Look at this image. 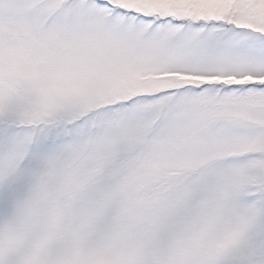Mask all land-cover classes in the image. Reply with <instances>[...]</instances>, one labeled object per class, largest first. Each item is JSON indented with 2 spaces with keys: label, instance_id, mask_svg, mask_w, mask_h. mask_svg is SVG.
<instances>
[{
  "label": "snow or ice",
  "instance_id": "1",
  "mask_svg": "<svg viewBox=\"0 0 264 264\" xmlns=\"http://www.w3.org/2000/svg\"><path fill=\"white\" fill-rule=\"evenodd\" d=\"M0 264H264V0H0Z\"/></svg>",
  "mask_w": 264,
  "mask_h": 264
}]
</instances>
